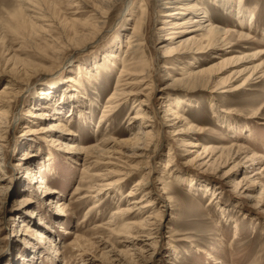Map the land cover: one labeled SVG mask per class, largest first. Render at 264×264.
<instances>
[{
  "label": "rangeland",
  "instance_id": "374dc122",
  "mask_svg": "<svg viewBox=\"0 0 264 264\" xmlns=\"http://www.w3.org/2000/svg\"><path fill=\"white\" fill-rule=\"evenodd\" d=\"M102 1L25 0L24 4L20 0H0V88L10 82L19 94L2 128L7 132L6 139L0 141V264H264V205L254 199L264 190V76L255 79L259 77L255 75L241 92L223 93L226 86L239 85L257 72L264 74V0H243L239 11L245 16L240 19L235 13L236 0L235 12L226 11L217 0H196L215 25L249 33L247 41L228 36L233 47L227 49L223 59L248 57L232 64L214 59L220 49L202 55L178 52V58L170 55L168 48L177 47L190 35H196L199 44L205 39L201 33H192V27L184 29V37L171 45L168 36L156 35L155 29L160 27L157 23L165 17L158 18L155 0H120L109 10ZM101 12L106 13L103 19L99 18ZM33 13L42 21L32 19ZM141 17L142 60L147 62L153 88L127 97L113 116L99 124L103 106L115 88L120 61L126 59L128 34ZM96 21L104 24L90 37ZM33 23L46 32L34 31ZM106 54L115 55V68L103 70L90 82L79 78L76 73L80 69L90 71L95 64L102 65ZM162 62H169L168 75L160 70ZM218 62L203 80L166 86L170 83L168 76L171 80L181 78L179 65L191 70V63L197 70ZM69 78L80 81L79 89L85 97L81 111L76 107L78 99L69 94L73 88ZM160 94L182 100L179 103L183 102V109L177 111L186 121L170 129L161 125V138L146 170L118 191L107 189L98 197L86 198L97 192L86 191L87 184L83 183L84 153H73L66 144L86 148L107 141L102 147L105 159L95 169L99 174L118 169L107 164L144 161L142 143L135 137L141 124L135 118V106L139 104L144 109L139 112L152 120L145 131L153 137L165 117ZM68 106H73L70 117ZM28 111L42 112L45 117L28 118ZM56 122L63 126L58 128ZM191 126L194 129H188ZM177 130L182 132L180 136L199 138L202 147L186 155L175 141L179 136H172ZM169 146L177 153L173 170L181 179L174 181L171 177L166 184L161 174ZM214 147H223L224 156L213 152ZM252 154L261 159L247 162ZM198 156L206 163L188 162ZM150 169L154 185L143 189L154 191L153 198L158 200L160 188H165L171 200H160L157 205L163 210L162 217L157 218L161 220L160 235L154 243L143 238L146 246L126 239L131 235L106 223L116 208L126 207L128 190ZM258 170L262 175L254 176ZM182 176L192 177L194 185ZM38 177L43 181L42 191ZM111 177L97 183L105 184L112 181ZM249 178H261L259 185H251ZM240 184L248 189L240 190ZM245 193L252 197L247 198ZM211 196L215 198L213 204L209 203ZM98 200L97 209L90 210ZM140 217L132 214L127 221H139ZM117 222L120 225L122 220ZM21 223L27 224V229L20 228Z\"/></svg>",
  "mask_w": 264,
  "mask_h": 264
},
{
  "label": "bare ground",
  "instance_id": "6f19581e",
  "mask_svg": "<svg viewBox=\"0 0 264 264\" xmlns=\"http://www.w3.org/2000/svg\"><path fill=\"white\" fill-rule=\"evenodd\" d=\"M22 3L27 4L25 0H20ZM120 0H103L102 5H104L105 9L109 10L111 8H116L114 5ZM123 1V0H121ZM157 3V16L158 18L165 17L162 21H158V27L156 32H158L156 35L159 33L164 34L165 36H168V43L171 45L172 41L177 40L179 38L184 37V29L192 27V33H201V38L205 39L204 44H199V39L196 35H190L186 37L183 40L179 41V44L177 47H173L172 49L168 48V52L170 55H176L175 57L178 58L177 54L178 52L184 53V51H196L197 54H206L209 53L208 51H212L213 49H220L219 56H215L214 59H219L222 60L225 58V55H227V49L232 48L233 46L228 42L227 38L228 36H236L239 41H247L249 38V33L247 32H235L227 29L220 27L218 25H215L211 19L208 18L207 12L202 11V8L197 4L198 2L196 0H155ZM196 1V2H193ZM208 1V0H207ZM215 1V0H211ZM243 0H236V9L237 11L235 12V6L233 0H217V4L221 6L223 9L226 11L232 10L237 14V18H243L245 15H243L242 11H239L240 4L242 3ZM238 2V3H237ZM29 3V2H28ZM215 4V2H212ZM220 3V4H219ZM29 6V4H28ZM27 6V7H28ZM117 6V5H116ZM143 6V7H142ZM141 12H142V17L145 15V6L142 4ZM140 7V8H141ZM26 9V8H25ZM234 9V10H233ZM94 11V10H93ZM34 14V13H33ZM99 14V13H98ZM105 12H101L99 14V18L103 19V15H105ZM32 15V14H31ZM42 15H40L41 17ZM98 16V15H97ZM189 16V18H187ZM105 17V16H104ZM141 17L140 21L138 23H135L131 29L130 33L128 34V40L126 42V51L125 55L123 57H126V59L121 60V69L116 77V82H115V88L111 95L109 96V99L107 100L105 106H103L102 109V116L99 120V124L101 121H105L104 119L113 116V112L117 110V108L121 105V102L123 103L128 99L127 97L133 96L136 93L139 94L140 91L148 90L149 86L153 88V80L150 76L149 68L147 65V62L144 60L143 62V54L142 49H143V40L141 37V29L143 27V24L141 21L143 18ZM44 18V17H43ZM32 19H35L36 21H42L37 15L34 14V17ZM186 19V20H185ZM161 20V19H160ZM96 24L93 25V29L90 32V37L91 35H95L97 31L100 30V25H103L104 22H99L96 21ZM44 24V23H43ZM42 24V25H43ZM93 24V23H91ZM38 25V24H37ZM36 23H33V30L40 32V30H43V28L40 26H37ZM96 29V30H94ZM245 29V28H244ZM246 29H251V27H246ZM42 32V31H41ZM43 32H46L43 30ZM88 36V37H89ZM118 42V41H117ZM178 43V42H177ZM166 50V49H164ZM203 51V52H201ZM110 52V51H109ZM200 52V53H199ZM113 53V52H112ZM111 53V54H112ZM111 54H106L103 57V64L102 65H94L93 70H86V69H80L76 74L79 75L80 79H85L88 80L87 82H90L91 80L97 79V75H100L103 70H107L110 68H115L117 65V60L115 59V55ZM202 55V54H201ZM237 57L235 55H232L230 57H227L226 59H223L222 63L225 64H232L233 62L236 61H241L243 58H248V57ZM236 59V60H234ZM164 64L160 70L162 73L164 72V75L167 74V69H171L168 65L169 62H162ZM193 66V69H189L186 66H181L179 65V69L181 71V78L176 79V80H171L169 76L167 77L168 80H170V83L166 86H171L174 84V82H179V81H186V80H192L195 78H202L203 80L205 78V74L211 73L215 68L219 65L218 63H213L210 65L208 68L204 69H197L195 70V65L191 64ZM92 71V72H91ZM255 75H259V77L255 78H263L264 74L257 72L253 75H250L246 80H244L242 83L236 86H226L225 91L223 93H237L241 92L242 90L246 89L247 86L250 85V81L253 80V77ZM79 78L77 80H79ZM69 83L72 84L73 88L69 90V94L72 95V97H76L78 99V102L76 104V107H78L79 111H81V105L82 107H85V97L83 91H81V88L79 85V82L74 81V79L69 78L67 80ZM66 81V82H67ZM13 83H17L16 80H13ZM74 83V85H73ZM149 83V84H148ZM12 83L8 82L1 86L0 88V141L3 142L6 139V131L3 128L4 124L7 122V118L9 117L15 103L18 101V96L19 94L14 92L13 87L11 86ZM83 84V83H82ZM141 86H145L142 90H140ZM219 87L221 86L218 85ZM223 87V86H222ZM78 89V90H77ZM80 90V92H79ZM154 90V89H153ZM79 93V94H78ZM80 93H82L80 95ZM45 95V94H41ZM45 97V96H44ZM43 101L46 99L42 98ZM159 100H162L164 104V113L165 117L162 122V124H159V128L155 130V135L153 137L150 136V131H145L148 127H150L149 124L151 123L152 120L148 117H146V114L140 113L139 111H144L140 109L139 104L136 105L135 107L137 108L135 112V118L141 121V124H139L137 127V131L135 134V137H139L138 140L141 141L142 143V152L140 153L144 159V161L138 162V164L131 165L127 162H121L122 166H119L118 164L120 163H114V164H107V165H112L116 168L114 171H108L106 174H99L98 169L99 165H102V160L104 158V152H103V145L107 144V141H100L101 143L98 145H90L86 148H81V147H76L73 145H70L72 143H67L66 148L75 153H84V163H83V170L82 172L84 173L83 176V183L87 184L86 191L90 192H97V195H92V196H85L86 198H95L98 197V195L101 194L102 191L107 190V189H112L115 191H118L119 188L126 183L129 179H131L133 176L137 175L139 172L143 171L144 169L146 170V164L149 163L148 161L152 159L154 154L156 153V145L158 143V140L161 138V130L162 126L164 125V129H170L176 125L177 122H184L182 120H185V118H181L180 112L181 109H183L182 106H180L183 102L179 103L180 99H175L170 96H167L166 94H160ZM76 101V100H75ZM151 102V100H149ZM43 104V103H42ZM46 104V103H45ZM73 104V103H72ZM44 105V104H43ZM134 105V103L132 104ZM58 107V106H57ZM177 109L179 111H177ZM67 110V116L70 117L73 114V106H68L66 108ZM59 112V111H57ZM71 112V113H70ZM170 113V115L167 114ZM66 116V117H67ZM155 116V115H154ZM26 117L31 118V117H36L38 120L41 118L45 117V114L42 112H37V113H32L31 111H28V114ZM156 123V122H155ZM56 126L58 128L62 127L63 124L57 123ZM154 125V124H153ZM162 125V126H161ZM155 126V125H154ZM5 128V127H4ZM163 129V130H164ZM188 129H194L192 126ZM203 129L200 128L199 131H202ZM36 132V130H34ZM66 133V130H64ZM182 132L176 131L172 136L173 137H178V139H175V141H178L179 147L182 148V151L186 154L189 155L191 153H195V151H192V149H199L202 147V144L197 137H191V136H180ZM153 135V134H152ZM151 137L148 141H144L145 139H148V137ZM154 138V139H153ZM185 139H192L190 141H187ZM213 152H220L221 156L223 155V147H214L211 149ZM205 152V151H204ZM206 154V153H205ZM241 154V153H240ZM51 155V154H50ZM151 155V156H150ZM177 153L173 152V149L169 146L168 152H167V161L164 166L162 167V178L165 179L166 182L164 183H169L171 182L169 179L173 177L174 181H179L181 177H177L176 173L173 170V159L176 157ZM239 155V154H237ZM257 154H252L250 158L247 159V162L250 161H256V159L260 158L259 155L256 156ZM105 159V158H104ZM197 159V160H195ZM188 160V162H194V161H203L201 160V157L198 156L197 158ZM261 159V158H260ZM51 160V158H50ZM143 160V159H142ZM210 160V159H209ZM207 160V162L209 161ZM117 162H119V159H117ZM206 162L203 161L200 163V165L205 164ZM106 165V164H103ZM150 166V164H149ZM201 167V166H200ZM262 173L259 172V170L254 174V176H260ZM35 175V174H34ZM34 175H32V180H35ZM102 175L105 176L103 179ZM111 175L113 178L112 181H109L105 184H98L97 182L101 180H106V177ZM29 176H31L29 174ZM186 182L190 186L194 185V179L190 176H182ZM250 181L252 182L251 185H259V181L261 178H249ZM38 182L40 184L39 189L41 191L43 190V181L41 178L38 177ZM149 185H154L153 179L151 178V169L150 171L148 170L147 173L142 174L140 178H138L135 182L134 185L130 190H128L126 194L127 198V205L125 208H116V210L111 214L110 220L106 223L108 226H113L117 228V231L121 232H126L128 235L131 236H126V239H131V241H140V243H144L142 240L144 238V241H151V243H154L153 240L156 239L160 235V228H161V220L157 219L158 217H162L163 210L159 209L157 205L160 203V200H163L164 202H168L171 200L169 197L168 191L165 190V188H160L161 194L158 195V200L157 197L153 198V192L150 189L144 190V187H148ZM241 185V184H240ZM239 185V186H240ZM124 186V185H123ZM152 187V186H151ZM150 187V188H151ZM165 187V186H163ZM248 187L246 186H240V190L246 191ZM75 191H83L79 189H75ZM87 194V193H86ZM247 195V198L249 197V193H245ZM84 198V197H83ZM257 202H262V205H264V190L259 191L257 194V197L254 198ZM215 198L214 196H211L209 199V203L213 204ZM158 201V202H157ZM162 201V202H163ZM255 201V202H256ZM27 201H24L25 203ZM99 202L101 200H98L94 203V207H91L90 210H93L95 207L99 205ZM97 209V208H95ZM173 209V207H171ZM62 211L64 210V207L61 209ZM61 212V211H60ZM89 213V212H88ZM132 214H136L141 216L139 221H127L128 218L131 217ZM117 217V218H116ZM139 218V217H138ZM118 219L122 220V223L120 225L118 224ZM156 220V222L154 221ZM159 220V221H157ZM126 221V222H125ZM112 223V224H110ZM27 225V224H26ZM25 224L21 223L20 228L22 229H27V226ZM115 229V228H114ZM37 232V231H36ZM33 234V233H32ZM36 237L40 240H44L43 236L41 233H35ZM69 234V233H65ZM121 236H124V234H120ZM76 244V243H75ZM153 245V244H150ZM74 246V244H73ZM147 246V245H146Z\"/></svg>",
  "mask_w": 264,
  "mask_h": 264
}]
</instances>
